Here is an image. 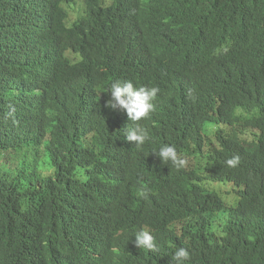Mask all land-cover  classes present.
Listing matches in <instances>:
<instances>
[{
    "label": "trees",
    "instance_id": "1",
    "mask_svg": "<svg viewBox=\"0 0 264 264\" xmlns=\"http://www.w3.org/2000/svg\"><path fill=\"white\" fill-rule=\"evenodd\" d=\"M117 80L160 89L148 119L106 106ZM180 247L264 264V0H0V264H174Z\"/></svg>",
    "mask_w": 264,
    "mask_h": 264
},
{
    "label": "clouds",
    "instance_id": "2",
    "mask_svg": "<svg viewBox=\"0 0 264 264\" xmlns=\"http://www.w3.org/2000/svg\"><path fill=\"white\" fill-rule=\"evenodd\" d=\"M160 92L158 87H135L130 81L117 80L112 83L110 88V99L107 101V107L113 111H126L127 116L133 122L142 119H148L155 109L154 101ZM128 142L134 143L140 147L149 140V134L146 129L136 127L126 132ZM166 164L171 162L177 169L184 168L187 161L177 151L173 145H163L158 153H153ZM226 165L234 168L239 164V157L233 156L226 160ZM226 184V183H222ZM228 184V183H227ZM140 195L145 196L146 193L141 192ZM135 244L137 248L148 250H157L155 237L146 230H141L135 236ZM174 264H185L190 260V252L183 247L178 248L172 257Z\"/></svg>",
    "mask_w": 264,
    "mask_h": 264
},
{
    "label": "rangeland",
    "instance_id": "3",
    "mask_svg": "<svg viewBox=\"0 0 264 264\" xmlns=\"http://www.w3.org/2000/svg\"><path fill=\"white\" fill-rule=\"evenodd\" d=\"M82 4L79 3V4H77L76 8H74V10L76 12L75 15H73L74 18H77V15H79V14H81L83 12V6H82ZM204 164H205V160L203 158H194V159H191V161H190V166L192 168H194V166L196 165V167L198 168V170L201 169ZM41 167L43 169L48 168V163L47 162L45 163L44 162V159L42 161ZM206 187L207 188H210V189H213L215 191H218L221 194H223L224 197H226L225 199L227 200V202L230 205H233L234 204V201L237 200V197H235V195H236L235 189L236 188H234V186L232 185V183H230V184L229 183L228 184H222V183H213L211 181H207L206 182Z\"/></svg>",
    "mask_w": 264,
    "mask_h": 264
}]
</instances>
